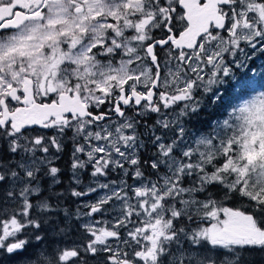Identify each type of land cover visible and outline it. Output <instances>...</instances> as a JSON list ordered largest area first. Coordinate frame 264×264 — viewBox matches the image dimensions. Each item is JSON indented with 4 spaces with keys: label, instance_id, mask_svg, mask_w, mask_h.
I'll return each instance as SVG.
<instances>
[{
    "label": "snow or ice",
    "instance_id": "6c2138e0",
    "mask_svg": "<svg viewBox=\"0 0 264 264\" xmlns=\"http://www.w3.org/2000/svg\"><path fill=\"white\" fill-rule=\"evenodd\" d=\"M0 264H264V0H0Z\"/></svg>",
    "mask_w": 264,
    "mask_h": 264
},
{
    "label": "rangeland",
    "instance_id": "374dc122",
    "mask_svg": "<svg viewBox=\"0 0 264 264\" xmlns=\"http://www.w3.org/2000/svg\"><path fill=\"white\" fill-rule=\"evenodd\" d=\"M259 63V62H258Z\"/></svg>",
    "mask_w": 264,
    "mask_h": 264
}]
</instances>
